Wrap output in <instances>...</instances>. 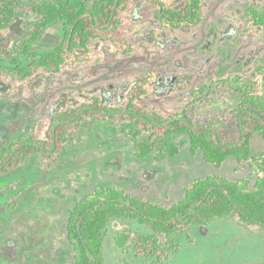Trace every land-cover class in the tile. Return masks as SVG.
<instances>
[{
  "label": "rangeland",
  "instance_id": "rangeland-1",
  "mask_svg": "<svg viewBox=\"0 0 264 264\" xmlns=\"http://www.w3.org/2000/svg\"><path fill=\"white\" fill-rule=\"evenodd\" d=\"M162 1L174 9L185 4ZM253 11L264 14V0H203L199 25L162 28L151 4L136 0L124 12L127 39L136 47L133 55L110 42L92 40L88 62L64 66L55 74L41 72L24 82L0 79V149L18 133L44 138L53 114L92 102L93 97L125 106L129 88L149 73L154 80L144 104L165 115L182 112L196 91L226 78L242 79L264 100V27L251 20ZM29 13L0 29V61L26 33L27 21L39 18ZM62 32V22L56 21L32 51L52 49ZM239 102L234 90L219 85L197 104L196 116L216 126L225 138L235 139L234 110ZM122 125L94 117L68 127L66 149L51 166L35 155L0 179V264H72L69 210L96 188L117 186L170 206L199 177H247L252 185L256 180L255 168L235 158L217 167L204 159L203 151L192 154L186 134L170 139L180 148L175 157L157 161L152 154L139 159L132 154L135 141ZM263 150L264 140L256 133L253 155ZM125 229L151 232L136 221L114 219L106 236L105 264H152L117 246L115 235ZM177 240L179 252L163 264H264V231L252 233L233 220L194 226Z\"/></svg>",
  "mask_w": 264,
  "mask_h": 264
},
{
  "label": "trees",
  "instance_id": "trees-1",
  "mask_svg": "<svg viewBox=\"0 0 264 264\" xmlns=\"http://www.w3.org/2000/svg\"><path fill=\"white\" fill-rule=\"evenodd\" d=\"M136 0H0V29L12 25L17 16L33 12L38 19L28 20L34 30L25 33L9 65L0 63V79L24 82L38 73H59L64 66L85 63L92 58V40L110 42L133 55L136 47L127 39L128 21L124 12ZM151 4L162 28H183L203 21V0H185L180 9L169 7L162 0H145ZM251 20L264 27V14L251 12ZM62 22L63 38L53 50L32 52L29 44L37 42L45 28ZM25 45V46H24ZM22 56L28 58L23 62ZM154 76L149 73L132 85L125 94L126 105L105 104L99 97L92 102L53 114L45 137L31 134L14 139L0 151V179L13 169L40 155L46 167L57 161L66 149L67 128L97 117L103 121L120 122L126 134L135 141L132 154L145 159L154 154L157 161L175 157L180 152L170 141L175 134H186L190 151H203L204 159L217 167L230 157L247 163L256 170L252 185L247 177L235 181L219 175L199 177L184 189V197L170 206L162 205L124 188H96L78 199L69 210L67 239L74 257L72 264H105L106 236L114 219H130L151 229L144 233L125 229L116 233L115 242L124 251H133L152 264H163L180 250L177 236L194 226H208L222 219L233 220L252 233L264 231V150L253 155L252 139L256 133L264 140V100H259L245 81L226 78L196 91L184 110L165 115L144 104L152 91ZM264 80V75H263ZM224 85L234 90L240 102L234 116L238 137L227 139L219 129L200 121L196 116L198 103L209 89ZM144 140H139L142 136ZM164 237V241H162Z\"/></svg>",
  "mask_w": 264,
  "mask_h": 264
},
{
  "label": "flooded vegetation",
  "instance_id": "flooded-vegetation-1",
  "mask_svg": "<svg viewBox=\"0 0 264 264\" xmlns=\"http://www.w3.org/2000/svg\"><path fill=\"white\" fill-rule=\"evenodd\" d=\"M29 20H31V19H29ZM27 22H28V21H27ZM29 22H30V21H29ZM29 22H28V23H29ZM28 23H26V25H25V27H26V33H27V32H30V30H34L33 27H29ZM10 36H11V35L7 36L6 38L9 40V37H10ZM25 37H26V34H24V35H23L22 37H20L16 42L13 43V45H12V52L10 53V55H9L6 59H4L3 61H0L1 64H3V65H9V64L11 63L13 56L17 53L16 50H17L18 46L24 44V38H25ZM28 44H29L28 46H29L30 51H32V45H33L34 43L31 44V45H30V43H28ZM24 46H25V45H24ZM32 52H40V51H32ZM22 60H23V62L28 63V58H27L26 56H22ZM29 128H30V127H29ZM22 135H26V136H28V134L18 133V135H16V137H15L14 139H16V138H18L19 136H22ZM14 139H12V141H13ZM12 141H11V142H12ZM11 142H10L8 145H10ZM8 145H7V146H8ZM7 146H5V147H7ZM5 147H4V148H5ZM4 148H2V149H4ZM2 149H0V151H1ZM27 161H28V160H27Z\"/></svg>",
  "mask_w": 264,
  "mask_h": 264
},
{
  "label": "water",
  "instance_id": "water-1",
  "mask_svg": "<svg viewBox=\"0 0 264 264\" xmlns=\"http://www.w3.org/2000/svg\"><path fill=\"white\" fill-rule=\"evenodd\" d=\"M93 1H95V0H91V2H93ZM17 17H19V16H17ZM17 17H16V18H17ZM22 17H24V16H22ZM16 18H15V19H16ZM14 22H15V20H14ZM14 22H13V23H14ZM55 22H56V21H55ZM55 22L49 24V25L45 28V30H44V32H43L41 38L43 37V38L45 39V37H48L49 30H50V28H52L53 25H55ZM13 23H12V24H13ZM41 38H40V39H41ZM62 38H63V32H62V34H59V35H58V40H57L55 46H54L52 49H49V50H53L56 46H58V45L61 43ZM40 39H39V40H40ZM39 40H38V41H39ZM38 41H37V42H38ZM35 43H36V42H35Z\"/></svg>",
  "mask_w": 264,
  "mask_h": 264
}]
</instances>
